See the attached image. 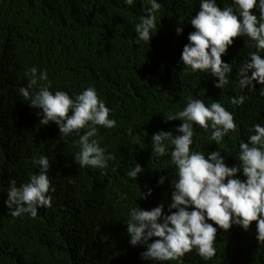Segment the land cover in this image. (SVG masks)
<instances>
[{
  "label": "trees",
  "instance_id": "16d2710c",
  "mask_svg": "<svg viewBox=\"0 0 264 264\" xmlns=\"http://www.w3.org/2000/svg\"><path fill=\"white\" fill-rule=\"evenodd\" d=\"M159 2L157 32L150 43L138 46L133 40L134 24L143 14L140 0L134 7L123 0H0V264H151L140 258L144 246L129 243L126 215L138 205L150 210L161 203L168 212L174 165L168 156L152 157L151 136L160 130L176 135L182 121L166 122L164 113L181 110L189 96L205 104L221 102L233 113L238 133L219 146L208 141L211 130L194 125L191 147L206 154L220 151L228 166L239 163L236 154L248 129L264 124V96L259 94L264 85L236 87L240 63L257 50L254 42L233 38L221 57L233 69L221 90L215 86L218 78L184 70L180 59L194 31L189 19L199 11V0ZM217 3L223 8L231 0ZM180 18L183 32L177 35ZM33 66L47 70L52 91L74 96L92 86L111 109L116 126L98 127L101 146L113 156L103 174L80 169L72 155L79 150L78 137L61 138L54 122L40 125V110L18 95L27 84L25 70ZM236 95L246 97L244 104H230ZM39 155L51 163L52 206L38 208L35 218L13 217L4 203L8 183L12 177L18 185L26 182L38 171L31 161ZM136 163L144 171L133 180L126 171ZM237 175L245 179L242 172ZM161 176L163 184L158 183ZM149 188L151 195L139 197ZM214 246L217 253L208 261L193 250L167 264H264L256 221L247 231L238 225L218 228Z\"/></svg>",
  "mask_w": 264,
  "mask_h": 264
},
{
  "label": "clouds",
  "instance_id": "9594fccd",
  "mask_svg": "<svg viewBox=\"0 0 264 264\" xmlns=\"http://www.w3.org/2000/svg\"><path fill=\"white\" fill-rule=\"evenodd\" d=\"M123 3L134 7L137 0H123ZM140 3L143 14L134 24L133 40L138 46L150 43L157 32L161 10L159 0H140ZM183 20L180 18L175 29L177 35L183 32ZM189 22L194 31L188 33V43L181 53L184 70L210 74L218 78L215 86L224 89L233 69L221 57L233 44L234 37L244 36L246 44L254 42L257 50L249 52L240 63L236 87L255 90L256 83L264 85V56L260 54L264 51V0H231L223 8L217 0H199V11ZM24 76L27 84L19 87L18 95L30 107L40 110L36 113L39 124L54 122L61 138L77 136L79 150L72 154L74 162L80 169H99L103 174L113 156L101 146L103 137L98 135V127L114 128L116 120L110 118L111 109L96 89L88 86L74 96L59 89L52 91L47 70L35 66L26 69ZM259 94L264 96V86ZM245 99L244 95H236L229 102L239 106ZM164 119L182 121L176 127V135L160 130L151 136L152 157L168 156L174 165L173 191L167 213L161 203L150 210L138 205L126 215L129 243L144 246L140 258L151 264H167L195 250L202 260L208 261L217 253L214 245L218 228L227 231L238 225L247 231L253 221H256L257 243L264 245V124L257 123L248 129L247 140H241L236 154L239 163L228 166L220 151L206 154L191 147L194 125L211 130L207 139L219 146L226 136L238 133L233 113L221 102L213 100L205 104L202 99L189 96L181 110L164 113ZM31 162L38 166V171L30 173L27 181L19 185L12 177L7 186L4 203L13 217L27 214L35 218L38 208L52 206L50 193L55 187L48 176L49 158L39 155ZM143 171L136 163L126 175L137 180ZM241 172L245 179L237 175ZM164 181L165 177L161 176L158 183ZM151 193L149 188L146 193L141 191L139 197L146 199Z\"/></svg>",
  "mask_w": 264,
  "mask_h": 264
}]
</instances>
